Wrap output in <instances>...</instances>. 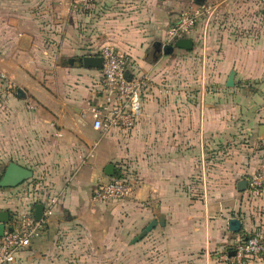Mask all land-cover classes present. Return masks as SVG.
Instances as JSON below:
<instances>
[{
    "label": "crops",
    "instance_id": "obj_1",
    "mask_svg": "<svg viewBox=\"0 0 264 264\" xmlns=\"http://www.w3.org/2000/svg\"><path fill=\"white\" fill-rule=\"evenodd\" d=\"M206 3L213 13L187 37L193 51L155 60L154 45L166 46L191 0H0V176L12 162L33 172L0 190V212L35 216L36 205L58 198L44 233L16 264L77 263L85 244L122 246L125 235L132 245L159 214L166 225L141 244L146 263L227 264L221 258L236 240L264 238V195L249 201L238 191L264 157V0ZM109 46L128 77L152 81L130 132L93 128L101 70L60 66ZM110 164L116 176L120 164L128 168L133 195L95 202ZM231 219L242 222L237 234ZM250 264H264V255Z\"/></svg>",
    "mask_w": 264,
    "mask_h": 264
},
{
    "label": "built area",
    "instance_id": "obj_2",
    "mask_svg": "<svg viewBox=\"0 0 264 264\" xmlns=\"http://www.w3.org/2000/svg\"><path fill=\"white\" fill-rule=\"evenodd\" d=\"M93 1V0H82ZM191 0L190 7L168 29L165 45H174L186 39L200 23L202 18L213 13V7L206 3L198 5ZM98 57L104 60L101 70L102 101L90 107L93 128L104 134L114 130L130 132L135 129L143 114V100L151 89L148 75L127 76L125 59L114 47L103 48ZM5 79V77L3 76ZM6 85L10 87L7 81ZM5 93L0 91V103ZM264 149V141L261 143ZM119 175L94 188L92 199L98 203H108L129 199L134 192L135 180L124 164L118 166ZM246 198L258 200L264 195V157L258 170L247 179ZM58 204L57 197H51L44 207L43 218L37 221L33 214H14L9 227L0 237V264H16L17 254L30 247L44 233L49 220L54 216ZM232 251L223 254L221 260L227 264H250L251 259L264 255V238L253 235L247 239H238L232 244ZM234 254V255H233Z\"/></svg>",
    "mask_w": 264,
    "mask_h": 264
},
{
    "label": "water",
    "instance_id": "obj_3",
    "mask_svg": "<svg viewBox=\"0 0 264 264\" xmlns=\"http://www.w3.org/2000/svg\"><path fill=\"white\" fill-rule=\"evenodd\" d=\"M205 0H197L196 3L198 5H203ZM194 42L191 39H182L177 41L174 45H166L164 46L161 43H156L154 45V59L157 60L159 55L162 53L164 55H172L176 50H183L186 52L193 51ZM104 60L102 57L91 56V57H83V58H71V59H62L60 61V66L63 68H73V67H81L86 69H95L102 70L103 69ZM235 72H232L229 76L228 82L226 84L227 88L235 87ZM17 95L19 98L26 99V94L23 90H18ZM262 139L264 141V126L260 129ZM106 175L108 177L115 176V166L110 164L106 167ZM33 177V172L29 169H26L14 162L10 163L2 178L0 179V190L2 189H13L17 188L27 181L31 180ZM247 188V182L241 181L238 185V191L243 192ZM44 213L43 205H36L35 207V218L37 221L42 220ZM10 214L8 212H0V237L3 236L6 228L11 230L10 225ZM166 225L164 215H157V218L152 220L147 227L137 236L135 237L131 244L134 245L144 239L147 235H149L155 228L158 226L164 227ZM229 231L232 234H237L242 229V222L239 219H231L228 222ZM234 255V254H233Z\"/></svg>",
    "mask_w": 264,
    "mask_h": 264
},
{
    "label": "rangeland",
    "instance_id": "obj_4",
    "mask_svg": "<svg viewBox=\"0 0 264 264\" xmlns=\"http://www.w3.org/2000/svg\"><path fill=\"white\" fill-rule=\"evenodd\" d=\"M255 86H257V84ZM255 86L248 89L250 96H253V94L256 93ZM237 101L242 100L237 98ZM90 237L91 239L94 238L92 235ZM145 239L136 245H129L128 236L125 235L122 246H115L114 241H111L110 245L102 244L100 246L91 242L90 244H85L81 249V254L79 256L76 258L72 257V260L77 261V263L72 262L63 264H151L146 263V253L140 249L141 244ZM92 241H94V239Z\"/></svg>",
    "mask_w": 264,
    "mask_h": 264
},
{
    "label": "trees",
    "instance_id": "obj_5",
    "mask_svg": "<svg viewBox=\"0 0 264 264\" xmlns=\"http://www.w3.org/2000/svg\"><path fill=\"white\" fill-rule=\"evenodd\" d=\"M230 252L232 251V250H229Z\"/></svg>",
    "mask_w": 264,
    "mask_h": 264
}]
</instances>
